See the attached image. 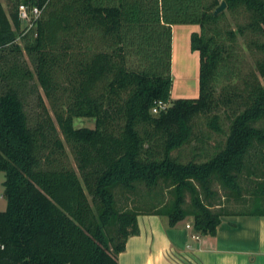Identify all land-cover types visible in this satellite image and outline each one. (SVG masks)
<instances>
[{"label":"trees","instance_id":"trees-1","mask_svg":"<svg viewBox=\"0 0 264 264\" xmlns=\"http://www.w3.org/2000/svg\"><path fill=\"white\" fill-rule=\"evenodd\" d=\"M26 2L9 14L0 2V264H118L140 213L170 227L189 217L201 237L223 216H264V0H35L42 15L17 43ZM173 25L197 26L193 99H171ZM239 40L256 56L243 77ZM33 77L52 115L39 98L32 124L21 91ZM77 118L94 125L74 128ZM139 187L154 207L119 210L115 189ZM221 194H249L250 209L227 210Z\"/></svg>","mask_w":264,"mask_h":264},{"label":"crops","instance_id":"crops-1","mask_svg":"<svg viewBox=\"0 0 264 264\" xmlns=\"http://www.w3.org/2000/svg\"><path fill=\"white\" fill-rule=\"evenodd\" d=\"M196 30L195 25L171 27L172 65L182 55L198 60L189 48L190 34ZM174 96L184 97L177 90ZM5 209L1 196L0 212ZM137 225L139 234L127 239L118 264H264V216H223L214 237L194 235L189 217L170 227L165 216L140 213Z\"/></svg>","mask_w":264,"mask_h":264},{"label":"rangeland","instance_id":"rangeland-1","mask_svg":"<svg viewBox=\"0 0 264 264\" xmlns=\"http://www.w3.org/2000/svg\"><path fill=\"white\" fill-rule=\"evenodd\" d=\"M0 2L4 10L6 11V13L9 14L14 0H0ZM226 19H227V25L229 24L230 28L234 30L235 26H234L233 19L229 15H227ZM190 54L193 55V57L195 56L193 52H191ZM183 56L185 57V55H182L181 60H176V62L173 63V65H172V57H171V77H172V85H173V90L171 91L172 100L180 99L179 96H174L175 90H177L178 94L184 95L183 98L185 99H193L198 96V83H197L198 60H197V57H194L191 60H186ZM237 56L238 57L234 60V63L238 66L241 77H243L244 74L249 73L251 71L255 72V64H254L255 57H256L255 53L248 51L243 45L241 40H239ZM17 61L19 62V64H22V62H25V65L27 66V68L31 72H33L32 62L29 56H27L24 52L21 58H19ZM237 79L238 78H236L235 80L238 83L240 79L239 80ZM226 81L227 80L224 78V75H220V77L217 80V85H216L217 92L225 85ZM60 82H62V85H63L62 87H66L65 80L61 78ZM60 94H61V91H60ZM21 96L24 98L25 110L32 124L34 121L35 113L39 112L40 110V107L38 105L39 98L42 100L48 112L52 115L51 103L44 96V93L42 89L39 87L38 82L35 77H33L31 81H28L26 83L24 90L22 89L21 91ZM63 99L65 100V98L63 97H62V101L58 99L56 104H60L61 102L63 103L64 102ZM93 125H94V121L90 119L77 118L73 120L74 128H92ZM223 127L225 130L226 125L224 124ZM217 139L219 138L217 137ZM179 153L183 157L184 159L183 161L187 160L186 158L189 157L188 155L189 151L186 149L183 151L180 150ZM69 158L71 159L70 155H69ZM3 182H4V174L0 172V198L3 194ZM118 191H119L118 189H115L114 192H115V197L117 200V208L119 210L136 209L142 212V211L152 209L155 205V201L152 199H149L146 196V191L143 187H139V189H137V192H135V195L133 193L131 194L129 193L125 197H121ZM243 196H244L243 198H245L246 200V202H244L245 204H242L241 201L226 200L225 196L221 194L219 204L225 207L229 211L238 212L241 210H246V209L248 210L250 209V208H247L248 200H249L248 198L250 195L246 194ZM165 197L167 200L170 198L167 193L165 194Z\"/></svg>","mask_w":264,"mask_h":264},{"label":"built area","instance_id":"built-area-1","mask_svg":"<svg viewBox=\"0 0 264 264\" xmlns=\"http://www.w3.org/2000/svg\"><path fill=\"white\" fill-rule=\"evenodd\" d=\"M35 0H27L26 3H21L17 7V18L20 23V32L19 36L16 39L17 43H20L22 37L27 36L31 31H33L36 27L37 21L42 15L43 8H39L37 5L33 3ZM33 36H36V32L34 31ZM167 106L162 104L161 102L156 103V105L152 109V113H157L160 110H164ZM189 228V226H186ZM3 245L0 244V251L3 250Z\"/></svg>","mask_w":264,"mask_h":264},{"label":"water","instance_id":"water-1","mask_svg":"<svg viewBox=\"0 0 264 264\" xmlns=\"http://www.w3.org/2000/svg\"><path fill=\"white\" fill-rule=\"evenodd\" d=\"M225 10V4L222 2L214 11L213 15L216 16Z\"/></svg>","mask_w":264,"mask_h":264}]
</instances>
